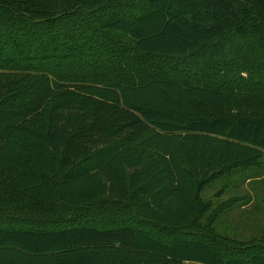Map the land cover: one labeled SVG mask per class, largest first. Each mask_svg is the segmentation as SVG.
Returning <instances> with one entry per match:
<instances>
[{
	"label": "trees",
	"instance_id": "1",
	"mask_svg": "<svg viewBox=\"0 0 264 264\" xmlns=\"http://www.w3.org/2000/svg\"><path fill=\"white\" fill-rule=\"evenodd\" d=\"M232 46L264 0H0V264H264L203 197L264 158V95L210 84Z\"/></svg>",
	"mask_w": 264,
	"mask_h": 264
},
{
	"label": "rangeland",
	"instance_id": "2",
	"mask_svg": "<svg viewBox=\"0 0 264 264\" xmlns=\"http://www.w3.org/2000/svg\"><path fill=\"white\" fill-rule=\"evenodd\" d=\"M116 39L132 50L131 41L118 36ZM231 42L233 46H242L247 45L249 41L235 36ZM233 46L224 57L210 65V84L217 86L222 77L226 78L225 84L231 88L230 93L237 100L243 96L264 95V65H261L264 62H260V50L264 49V46L262 49L256 46L248 56H245L244 52L236 54ZM245 53L249 51L246 49ZM148 64L151 69L159 68L160 72H167L168 76L175 73L187 74L186 71L193 66L199 68L194 61L182 65L176 59L165 60L156 57H150ZM221 191L222 194L218 197ZM203 197L213 203V209L207 215V222L213 223L217 234L243 242L261 240L264 236V158L254 170L237 172L233 178L216 182L207 188ZM203 227L205 226H202V229H193L188 237L205 238L206 229ZM164 236L168 238L167 233Z\"/></svg>",
	"mask_w": 264,
	"mask_h": 264
}]
</instances>
